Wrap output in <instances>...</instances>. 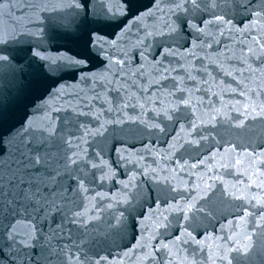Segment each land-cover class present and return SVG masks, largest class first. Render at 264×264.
Returning a JSON list of instances; mask_svg holds the SVG:
<instances>
[{
  "label": "water",
  "instance_id": "water-1",
  "mask_svg": "<svg viewBox=\"0 0 264 264\" xmlns=\"http://www.w3.org/2000/svg\"><path fill=\"white\" fill-rule=\"evenodd\" d=\"M84 22L85 0H0V264H84ZM36 142L50 146L47 167L20 170L12 187ZM34 181L62 189L46 219L13 197Z\"/></svg>",
  "mask_w": 264,
  "mask_h": 264
},
{
  "label": "snow or ice",
  "instance_id": "snow-or-ice-1",
  "mask_svg": "<svg viewBox=\"0 0 264 264\" xmlns=\"http://www.w3.org/2000/svg\"><path fill=\"white\" fill-rule=\"evenodd\" d=\"M189 2L195 3V0H189ZM219 20L220 18L217 17ZM3 59V58H0ZM49 145L44 142H36L31 144V146H26V151L22 153L25 160L21 161V169H18L17 172L12 173L9 177V184L12 187H17L18 183L21 182L19 171L28 169L30 167H47V163L41 165V160L47 161L48 158L52 155L48 151ZM27 161V162H25ZM72 163H77L76 160H72ZM17 183H13V182ZM35 183V187H33ZM41 183L44 184L41 187ZM4 184L5 178L3 175L2 169H0V211H2V197L4 196ZM81 187L83 185L81 184ZM45 188H48V191L45 192ZM62 195V189L59 186H56L53 189L50 184L42 181L29 182V186L25 189H20L18 192L13 193L15 199L23 200L26 203L25 212L29 215L34 212L37 217L47 218V213L51 210L53 206L56 205V197ZM27 224L32 230L35 229V224L32 223V220L29 219Z\"/></svg>",
  "mask_w": 264,
  "mask_h": 264
}]
</instances>
